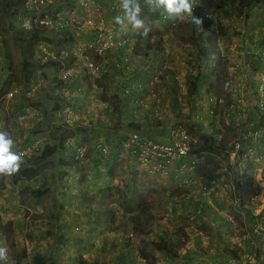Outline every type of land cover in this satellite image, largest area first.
<instances>
[{
  "label": "trees",
  "instance_id": "obj_1",
  "mask_svg": "<svg viewBox=\"0 0 264 264\" xmlns=\"http://www.w3.org/2000/svg\"><path fill=\"white\" fill-rule=\"evenodd\" d=\"M24 1L25 0H0V55L3 56L4 63L6 64V67H4L5 71L0 70V96L4 94L12 85L26 86L30 79H32L36 74L47 80L45 88L48 87L49 93H51L52 91L50 90L52 86L48 85L50 80L47 79L48 75L50 74V71L53 70L54 72V76L52 79L53 84L57 82L56 86H58V84L61 82L56 80L55 73L61 65L69 66L73 60V57L71 55H67L65 58L60 60L57 58L55 60H50L48 58L42 59L41 54H38V41H44L47 46L51 49L54 43L57 44L61 37H68L69 33L60 31L59 33L52 32V35H50L49 33L44 32L41 25L38 24L30 23L29 27H23L19 25L20 23L17 17L26 15V12L23 8ZM145 1L146 0H138L140 7L142 8L143 6L141 11L146 12V14L148 15V19L157 24H160L161 28L167 27L166 20H169L168 17H165L167 14L164 15L162 10L153 11L152 6H149ZM191 1L200 3L203 0ZM260 1H262L263 4L264 0H213L211 4L205 3L204 5H199L196 10L192 13L196 18L202 21L201 25H196L195 23H193L191 17H188L183 22L177 21L172 24L170 28L174 42L178 44H187L189 47V52L186 56L187 59H184V62L190 68V70L186 72L185 75L184 84L186 88V97H189L192 94L195 96L197 94V90L200 89V87L205 86L203 78L208 80V85L205 86L207 89L206 93L210 95L212 94L214 96L216 92L211 93V90L215 87V83L220 80L219 76L223 74L222 76L226 78L225 65L223 64V60L221 59L223 57L222 54L224 53L218 51L217 45L219 44L218 41L220 39L230 37V31L228 28H235L234 24L236 21L230 22V20H233L234 18H230L231 16L227 14L232 5L233 10L236 12V14L240 15L238 23H241L243 26H246L244 28L246 30L245 33L242 32L240 34L239 32H232L235 36H237V40L240 41V43L238 44L239 48L245 51L248 49V47L245 48V44H242L245 43V41H248V44L253 43V46L255 44H259V54L249 55V60H252L254 62H256L257 57H259L260 59L264 55L262 54L264 53V4L258 6ZM67 2H69L73 6V2H71V0H67ZM63 4L64 2L62 4H58L57 7ZM57 7L54 9L55 11L64 13V7ZM19 9H21L20 12L18 11ZM206 14L215 17V26L219 27L217 31L215 30V27L211 25L212 21H210L209 18L205 17ZM2 15L3 18H6L5 20H2ZM162 15H164V18L162 17ZM259 17L262 18L260 19ZM222 22H224V24H222ZM157 31L161 32L162 29H157ZM58 35H60V38ZM128 37H133L131 31L128 33ZM69 41L70 39L68 38V42ZM160 43V35L157 39L152 41H150L148 35L147 37H140L134 44L133 52L137 53L136 48L138 47V49L141 50L142 55L146 56L149 54L148 52L150 50L159 49L158 47ZM10 44L12 47H15L17 49L18 59L16 62H14L12 58ZM224 52L226 53L227 49H225ZM126 57L127 59L130 58L128 57V55L119 52L116 53V55L114 56L115 59H112L116 60V62L121 63V68H116L108 62L110 67H113H111L113 69V72L114 69H116V73H111V75L117 74L119 76L122 74V70L125 71L126 74L129 73L131 66L123 62L125 61ZM206 60L212 61L213 63L211 65H207V63H204V61ZM202 62L204 63L203 67H201ZM107 72L108 71H103L100 77L106 75ZM133 78V81L129 79V81L127 80V83L123 84V86L129 90V92L132 89L136 88L138 85V79L136 75H133ZM159 78H163V75ZM121 79L123 80L125 79V77L122 76ZM130 87L134 88L131 89ZM251 87L254 88V83L252 82ZM106 88L107 86H101L100 93H105ZM174 90H176V88H174ZM110 95L114 97L113 99L117 100V103H111L112 100L108 103H105V100L102 101V103L105 104L103 114L107 117V124H113L112 126H114L115 124L121 125V127L125 131L124 133L126 134V137L129 130H137L138 132L143 131L141 130L140 124L134 123L132 120L131 122L128 120V114L131 112V110H133L132 106L129 107L125 113L123 112V114L120 112L113 113V111L119 110L122 101L120 99L121 97L117 94L112 93ZM209 100H211V98ZM173 102H175V105H177L178 101L173 100ZM229 102V105L232 106L233 104L231 103L236 104L233 99H230ZM61 103L63 102L60 98H52L51 94L46 95V97L37 98L36 95L29 97L22 93L20 95L15 96L10 101H7V104L10 105L13 110V123H9L10 126L16 125L17 115L26 113V108H32L38 111L41 116V119H39L33 125L34 131L40 130L41 132L45 133L43 145L39 149V151L33 154L20 156L22 163L20 165L19 171L9 176L10 184L14 187L16 186L14 196L20 204L23 203V200L22 198H20V195L24 190L29 191L30 196L34 199H39L41 196L47 194L50 191L49 184L53 183L54 181H57L55 167L58 166V164L72 165L78 162V159L75 158L71 161H68V163H66V161L63 159H58L56 161V154L63 149L64 143L69 139L75 138V143L77 144V146L83 147L84 156L91 153L93 154V156H95L93 159H90V162L94 166V169L102 168L104 165L103 161L110 164L111 166L112 161H115L120 158L119 154L126 155L130 150L128 147L126 150H124L121 143L122 139L116 138L113 132H106L107 130H105V133L104 130L102 132H97L98 128L87 126L83 127L82 125H75L74 123L73 125H67L65 123L60 122L59 118H54V112L56 113V111H61V108L63 107ZM213 104L214 103L212 102L211 106L209 107H213ZM49 105H51L50 108ZM232 106L230 110L231 113L239 112V110H236L237 108L235 106H233L234 109H232ZM197 109H199L198 114L200 115V106ZM250 109H247V111L245 112L247 114V117L243 120L247 123L248 121L251 122V124H249L251 125L250 132L256 131L257 129H260L261 131L257 137L255 144L251 141V139H245L242 141V148L254 146L255 149H257L260 145L264 144V132H262V127L264 129V121L261 122L256 120V122H254L253 114L256 111V108L253 107L251 110ZM227 112L229 111L227 110ZM205 115L207 114H203L202 116L204 117ZM140 117L138 120H140ZM211 118L212 117H210V119ZM46 119L47 121H44ZM57 121H59L58 124L55 123ZM97 121V125L103 124V122H101L100 120L97 119ZM49 122L52 124H49ZM201 127L202 126L199 125L200 130H202ZM240 132L245 133L244 130H241ZM219 133L220 131L217 128L211 131L210 133H203L202 140L200 142H190V153H195L197 155L201 151L206 152L208 150L218 149L222 151V155L225 159L226 157L224 155V149L226 147V144L219 145L218 142H215V140H217L216 135H218ZM99 135H101L100 137H102V140H100V143L97 147L87 145V147L84 148L83 144H81L80 142H76V139H81L82 141H84V137H88L89 139L98 138ZM165 135L166 134H164V138ZM149 138L161 139L159 136ZM104 148L107 153L106 151L103 152ZM108 154L109 157H107ZM122 161L123 163H125L127 162V159H122ZM128 161V169L136 168L137 165L134 164L133 161ZM230 169L233 172L234 167L230 166ZM109 172L111 171L108 169V175L111 174ZM60 173L61 175L58 176V178L61 179L62 175L66 172L61 171ZM2 177L3 175H0V180ZM67 178L63 176L62 180L57 181V183H59L60 185H62L63 188H65L68 183L66 180ZM47 180L49 182H47ZM238 180L233 190L234 192L236 191L235 197L236 199H238L239 207H242V212L245 215L247 214L248 205L251 200V197L256 194V191L258 192V186H253L251 179L246 173H242V179H240L239 181ZM30 181L31 185H28ZM88 183L91 184L92 180H88L86 184L88 185ZM86 184L82 186V190L78 189V194L80 195L79 198L82 200V203L86 204H84L79 214L76 216H82L84 218V223L88 228L86 231L87 234L96 230L99 232L114 231L117 229H122L123 231H126V229L122 225L123 223H114L115 215L111 209H99L90 206L91 202H95L97 200V197L102 192V189H105L106 191H112L107 194L109 196L114 193L116 194L118 198V207L120 208L122 215L125 216V220L130 224L131 229L133 231H143L145 233L149 231L150 222L153 220V217H151L149 214L148 216H144V214L147 212V208L143 206L144 202L142 199V195H140V192L136 189V181L132 176L128 177V181H124V185H122V187H109L108 182H101L99 186L96 187L95 192H93L91 190V187L87 186ZM185 193V191L179 189V187H176L171 189L169 197L180 196L181 194L185 195ZM75 199H77V197ZM135 209H137V211L134 212ZM57 211L59 210H51L46 214L38 215L39 217H41L42 222L45 221V224L49 225L48 228H45L43 236L40 235V233L39 236L43 238H45V236L48 237L47 244L50 246H54V249L56 250H58L59 246L66 242L67 237L69 236V234L65 232L66 229L64 228V224L59 221L61 217H59L60 215L59 213H57ZM198 213L199 215L203 213L202 206H198V212L196 211V209H193L192 212H189V216H191V219L197 220L198 218L200 219ZM205 226L206 225L204 223L200 224L201 231L206 228L205 230L208 229L207 231L210 232V229ZM13 229L14 223L12 220L9 219L3 221L0 217V237L2 236L3 238L5 237L7 239L12 233ZM219 230H221V225L219 227ZM216 232L219 233L218 230ZM176 235H178V237ZM172 238L180 242L179 240L181 238V235L179 233L170 234L168 232H164L160 235L158 241L148 238L146 241V245L149 246L151 252L147 253L143 250H139L141 258L145 260V264H152V261L154 259V250L162 252L164 254V257H176V248L173 243L175 240H173ZM218 241H220V246L224 253H227L231 256H236V252L234 249L228 248L229 246L227 244H223L221 240ZM250 244L251 242L249 240L246 242L244 241V243L242 242L243 247H247ZM222 245H224V247ZM255 252L257 259L258 250L255 249ZM24 257L25 252L24 250H21L20 257L16 258V261ZM2 262L3 260H0V264Z\"/></svg>",
  "mask_w": 264,
  "mask_h": 264
},
{
  "label": "rangeland",
  "instance_id": "obj_2",
  "mask_svg": "<svg viewBox=\"0 0 264 264\" xmlns=\"http://www.w3.org/2000/svg\"><path fill=\"white\" fill-rule=\"evenodd\" d=\"M263 4H262V1H260L258 6L263 5ZM58 7H64L65 12H68V13H77L78 11L77 8L72 6L69 2H67V0H65L63 5L58 6ZM18 11L20 12L21 9H19ZM1 18L2 20L6 19L5 17L3 18V15L1 16ZM139 18L143 21L144 27L139 30H133L132 27L130 28V31L133 36L132 38L134 39L132 41H134V43L140 37H147V35L149 36L150 41L157 39L159 35L162 37V40H166V37L169 36L167 32L157 31L156 24H154L155 22L148 19V15L146 14V12L141 11ZM238 24L239 23L235 24V26L237 25L236 26L237 28L236 27L232 29L228 28L230 31L229 33L230 37L229 38L225 37V38L220 39L218 42L219 44L217 45L218 51H220L221 53H224L222 54L223 57L221 59L223 60V64L225 65L226 78H224L222 76L223 74H221V76H219L220 80L215 83V87L211 90V93L216 92L214 95V98L216 99V105L214 107H209V109H211V112L213 114V116L211 114L212 120H213L212 123H207V120L205 119L203 120L204 118L202 116L204 114L203 111L201 110L200 113L202 115L201 114L199 115L198 114L199 109H197L196 107L198 106V103H200L201 105L206 103L205 102L206 98L203 93L206 92L207 90L205 86L208 85V82H207L208 80L203 78L205 86L200 87V89H198L199 90L198 94H196L195 97L194 96L193 98H191L190 96L186 97L187 96L185 94L186 88L184 84L185 75H186V72L190 70V68L185 69L184 74H182L180 70L176 68L177 65L175 61H179L183 63L184 59H187L186 56L189 51L186 52L182 50V53L185 56H180L178 55V53L177 54L175 53L172 56L171 54H169L168 57L166 58L167 65H168V68L166 69L168 72L167 71L164 72L165 74L164 76L166 77V75L168 76V74H171V75L176 76L177 78L182 77V86L180 85L181 87H179L178 90L179 91L182 90V92H184L182 94V98H178V97L176 98L178 99L177 105H175V102L173 101L171 102V105L174 107V109L172 110V112H170V115H166L167 122L170 123L171 126H173L174 124H178L182 126L187 131L190 138L192 140L194 139V141L196 142H200L202 140L203 133H207L208 131L210 133L216 128L220 131L219 138L215 140V142H218L219 145L220 144L225 145L226 143L230 142L232 139L236 138L241 130H244L245 133L251 131L250 129L251 125L247 124V122H245L243 119L247 117V114L245 113L247 111V107L252 109L254 107L253 103L256 101L255 97L247 98L248 95H253V96L255 95L254 92L252 91L251 82H249L252 79V74H253V71L255 70L252 65L255 62L252 60L248 61L247 56H245V54L247 52V55H250L251 53L250 50L254 49V47H253V43H251L249 44V52L243 49L240 50L239 45H238L240 41L236 40L237 36H235L232 33V32H239L240 34L242 33L241 31L242 26L238 27ZM90 29L91 28H87L85 26V29L82 31V34H85L86 30H90ZM218 29L219 27L215 26V30L217 31ZM245 32L246 30L243 31V33ZM115 33L116 32L113 33L112 31H110L111 45L108 49H110V52L114 50L115 51L114 53L116 55L117 52L119 53L118 46H119L120 41L116 39L118 35ZM76 38L78 40L80 39L79 36L77 35L75 36V39ZM77 39L71 40L70 42H68V38L65 37V38L60 39L59 40L60 42L58 41L57 45L61 49L68 50L70 46L72 45L73 41L74 43L81 42L80 40L77 41ZM166 41L171 42L173 40L169 38ZM169 46H170V43H169ZM108 49L104 51L101 57H96L95 55L90 54V58L92 59V61L96 63H98L99 61L106 60L110 64L113 65V62L116 60L114 61L112 60V59H115L114 54L110 55ZM225 49H227L226 53L224 52ZM10 50L12 53L13 60L14 62H16L18 59L17 49L15 47H12L10 44ZM136 52L137 54L133 53V55H131V57L128 59L131 65L132 63L138 65L139 62L143 60V58H146L145 59L146 64L147 62L150 61L151 56L142 55V52L140 49H138V47L136 48ZM138 54L140 57H143V58L137 59ZM117 63L119 65H122L119 62ZM202 65L203 64L201 63V67H203ZM111 67L109 64L105 65V67L103 68V71H108L106 75H104L103 77L99 76L94 81H93V78L90 79V81L92 82L95 88L92 87L87 82L88 80H86L87 78H85L87 77V75H84L83 84L86 86L87 93H85L84 91L85 87H84L83 90L80 91V93L83 95L76 96L79 102L76 100L71 101V97L69 98L70 100L66 99V97L62 96V94L60 93V95L63 98H65V99H62V102L63 103L70 102L72 107H74L75 110L77 111L78 117H81L82 114L85 115L84 113L85 109H87L89 112L94 111L93 107L90 105H87V101H86L88 94L89 93L92 94V91H93V94L97 97V99L101 102L105 100L106 101L105 103H108L112 100L111 103H117V100L113 99L114 97L111 96L110 94H112V92H115V87H117L119 83V79H117L116 81L115 80L113 81V79L110 80L109 78L110 73L112 74L116 73L115 71L116 69H114V72H113V69H112L113 67L112 68ZM145 67H147V65H145ZM143 69L144 68L141 67L140 70H143ZM129 71H131V68ZM262 71H264V69ZM262 71L258 73V80L260 84L261 82H260L259 75ZM119 76H123V74ZM236 81H241L243 85L242 89L244 87V91L242 93L243 99L241 102L242 106L240 108L239 101H237L239 106L235 105V103H231L233 104V106L237 108L236 110H239V112L231 113L230 110H231L232 105H229L230 104L229 100L233 99L235 101V97L234 96L232 97L231 90L234 87V85L237 83ZM157 82L158 81H156L154 85L150 87V89L152 90V94L155 93L154 95L157 94V87H156ZM96 86L98 87L107 86L106 92L101 94L100 89H96L97 88ZM260 87L262 90L261 92H263V88L261 85ZM96 90L98 93L94 92ZM52 93H49L48 87L46 88L42 87L40 91H38L35 95L39 94L38 95L39 97H46V95L51 94L52 98H57L56 95L58 93L57 94H54V93L52 94ZM135 93L132 95V97H134V99L139 98V96L136 95ZM262 95H264V92ZM261 98H264V96H261ZM194 99H195L196 106L193 105L194 101L193 103L191 102V100H194ZM88 101H89V97H88ZM136 101L137 102H134L132 105L133 110H131V112L128 114L129 115L128 120L130 122L132 120L134 123L139 124L138 119H139V116H141V114L138 112V110L140 107V103L138 100ZM5 103L6 102L4 100L0 99V117L2 115L4 120L6 119V121H8L7 116L2 114V111H5V107H6ZM63 103H61V105ZM82 104L83 105L86 104V106L82 107ZM233 106H232V109H234ZM159 107L161 106L159 105ZM227 110L230 113L227 112ZM114 112L115 113L119 112V110L113 111V113ZM132 112H135V116H132ZM158 113H160V111H158ZM91 115H92L91 116L92 119L89 120L90 122L95 121L94 120L95 118L97 119L101 118L99 117L100 114L98 113V111H96V113L91 114ZM101 115H102V119H98L103 122V124H101L102 126L100 130L101 129L104 130V133H105V130H107L106 132L110 131V132L116 133L115 135L116 138H120L124 140L126 137V134H123V132L120 133L118 131L120 129L119 124H115L114 126H112L113 124H107V121H106L107 117L106 115L103 114V111L101 112ZM57 116H58L57 113L54 112V118ZM200 116L202 117V119H199ZM155 119H158V117H156ZM44 121H47V119ZM59 121L55 123L58 124ZM253 121L256 122V119H253ZM50 122L49 124H52ZM16 124L18 123L16 122ZM24 124H28V123H23V125H18L13 128V130L17 134L16 137L20 138L21 140L24 138V135H26L27 137L33 134L31 127L24 125ZM199 125L202 126L201 127L202 130H200ZM0 131H4V129L0 128ZM140 133L142 136L146 137V135L143 132H140ZM88 140H89L88 137H84L86 146H87ZM65 150L66 149L63 148L62 152L60 151L56 154L57 155L56 161L58 159H63L61 157H63L64 154L67 153ZM199 154L205 157L206 159L204 160L205 163H212V161L214 160V163L219 164L221 163V160L224 159L222 155V151L218 149L208 150L206 152L201 151L199 152ZM207 156L210 157L211 159H209ZM107 157H109V154ZM82 158L83 156L80 159H78V162L75 164H72V165H59L58 164V166L55 167V171L57 174V181H61L62 177L64 176L63 174L61 179L58 178V176L61 175L60 173L61 171H65L66 172L65 174H69L71 172V173H74V176H76V177L70 176L69 179L71 178L72 179L70 180V182L67 183L65 188H63L62 185L57 183V181H54L53 183L49 184L50 191L47 194H44L43 196H41L39 199H34L33 197L30 196L29 191L24 190L22 191V194L20 195L21 196L20 198H22L23 200L22 204H20L17 201V199L14 196V193L10 192V190L12 191V189L14 192L16 189V186L14 187L10 184L9 176L3 175V177L0 180V200H1V205L3 208L2 209L0 207V217H1V220L3 221L4 219H7V220L9 218L12 219L14 223V229L12 233L9 235V237L7 239L5 237L2 238L3 243H0V248L7 249V252H6L7 260L6 261L3 260L1 264H145V260L141 258L139 254V250H143L147 253L151 252V250L149 249V246L146 245V241L148 238L158 241V239L160 238V233L163 231L161 227H163L166 230V232L170 234H178L179 229H181V227L189 226L192 223L191 219L185 217V215L182 216L183 215L182 211H180L177 208H173L174 205L168 203V202L173 203V199L169 197V193L171 189L174 187L169 185L167 181L166 182H164V180L161 182L157 181L159 183L157 186H153L156 184V181L155 183L151 184L152 186L149 185L148 182L147 183H145L144 181L143 183L137 182L136 181V177H138L137 170L132 169V168L128 169V166L123 167L122 165L123 158H119L115 161H112L111 166L110 164L103 161L104 162L103 167L98 168V169H94V166L92 164L88 165L87 163H85ZM66 163H68L67 160H66ZM261 166H262L261 171L264 172V162L261 163ZM126 168L128 169V171L130 170L129 171L130 175L135 179L136 187H137L136 189L140 192V195H142V199L144 202L143 206L147 208L146 210L147 212L144 214V216H148L149 214L151 217H153V220L150 222L149 231H147V233L143 231H133L131 229L130 224L125 220V216L122 215L121 210L118 207V198L116 194L114 193L109 196L107 194H109L112 191L110 190L106 191L105 189H102V192L97 197V200L95 202H91L90 206L93 208H99V209H102V208L111 209L115 215L114 223H117V222L123 223L122 225L124 226L126 231H123L122 229H117L114 231H104L99 236L95 235L94 232L87 234L86 231L88 228L86 224L84 223V218L82 216L81 217L76 216L79 214L84 204H86V203H82V200L79 198L80 195L78 194L79 193L78 184L80 183L83 184L82 182L84 181L87 182L88 180L91 179L97 183H101V182L107 183L108 182L109 187H115V186L122 187V185H124V181H126V178H127L125 176ZM65 169H68V170H65ZM69 169H71V171ZM108 169L111 171L109 172L111 173L110 175L107 174ZM186 172H192V171H186ZM256 172H250L251 175L247 174L246 172L248 177L251 179L252 183L258 180ZM228 174L230 173L229 172L226 173V175ZM139 175L141 176V174ZM47 182L49 181L47 180ZM28 185H31V181L28 183ZM183 187H186V186L184 185ZM183 187L182 188L179 187V189L180 188L182 190L185 189ZM91 190L93 192L96 191V187L94 184L91 186ZM230 194H233V193H230ZM75 197H77V199H74ZM51 210L53 211L59 210L57 211V213H59L60 215L59 217L63 216L62 219H65L63 220L64 228L66 229L65 232L69 234L66 242L62 244L61 246H59L58 250L54 249V246L52 245L50 246L47 244L48 237L46 240H43V238L41 239L38 233L39 227L41 228L40 235H42L45 228L49 227L48 224H45V221L42 222L41 217H39L38 215L46 214L47 212H50ZM135 211H137V209H135L134 212ZM11 217H14V218H11ZM252 217H255V216H252ZM34 220L36 221L35 226H33ZM39 220H41V222H39ZM38 222L40 225L39 227L37 225ZM195 226L198 227V225L196 224ZM184 234L185 233H183V237H184ZM208 235H210V232L208 233ZM172 239L175 240L173 243L176 248V254H178L181 250L187 249L186 247L187 244L184 243V241L182 242V238H180L179 240L180 242L176 241V239L174 238ZM39 240L41 241V243L43 242V245L38 244L39 242H35ZM37 246H40V248L37 249ZM21 250H24L25 257L16 261V258L20 257ZM153 256H154V259L152 261V264H165L166 263V261L164 260L165 258L164 254L162 252L154 250Z\"/></svg>",
  "mask_w": 264,
  "mask_h": 264
},
{
  "label": "crops",
  "instance_id": "obj_3",
  "mask_svg": "<svg viewBox=\"0 0 264 264\" xmlns=\"http://www.w3.org/2000/svg\"><path fill=\"white\" fill-rule=\"evenodd\" d=\"M145 2H147V4L151 6L147 0ZM77 10H78L77 13H72V15H76L77 18L79 19V22L83 24L84 27L86 26L87 28H91L90 30H86L85 34H79V38H80L79 40L83 42L84 44L93 42L94 35L96 31L99 29L105 32V35H108L109 37H111V35L108 32L110 31H112L113 33L116 32L115 34L118 35L116 39L118 40H120L123 36H126V35L128 36V33L130 32L131 25H129L128 29L125 31V30H122L121 26L116 24L114 21V18L117 15H120V16L124 15V12L122 11L121 6H120V0H88L86 8L80 7ZM259 18L261 19L262 17H259ZM239 26H242L241 31L243 32L246 26H243L241 23L238 24V27ZM90 39L91 41H89ZM169 43H170L169 54L171 53V56L175 53L176 54L178 53V55L180 56H185L182 53V50L186 52L189 51V47L187 44H180V43L178 44V43H175L174 41H171ZM242 44H245V48L248 47L246 51L249 52V44L251 43L248 44V41H245V43H242ZM258 45L259 44H255L253 46L254 49L250 50L251 52L250 55L259 54L260 48L258 47ZM133 46H134V41H133ZM118 48H119V52L128 55V57H131V55H133L132 52H129L127 50V44L119 45ZM108 51L110 55L114 54L115 56L114 50L110 52V49H108ZM87 52H88V55L94 54L96 57H101V56H97L96 53L90 48L88 49ZM148 53H149L148 55L151 56L150 61L147 62L146 64L145 63L146 58H143V57L139 58V59L143 58V60L140 61L138 64L140 67L134 63H132L131 65V63L126 57L125 62H127L131 66V71H129V73L126 74L125 71L122 70V74H123V77H125V79L122 80L121 79L122 76L111 75V73H110L109 78L110 80L113 79V81L114 80L116 81L117 79H119V83L117 87H115V92H112L121 97L120 99L122 102L119 108V112L122 114L123 112L125 113L128 107L129 106L131 107L133 103L137 102L136 100H138L140 103L138 112L141 114V117L139 116L140 120H138V122L140 124L141 130H143L141 132H143L146 136L150 135L148 137L159 136L161 139H163L164 134L167 131V128L171 126V124L167 122V118H166V115H170V112H172V110L174 109V107L171 105V102L173 100H178L176 99L177 97L182 98V94L184 93L182 92V90L180 91L178 90L179 87L182 86V77L177 78L176 76L170 74L166 77L159 78L158 82L156 83L157 94L156 95H154L155 93L152 94V90L150 89L148 82L151 79V76L156 71L155 69H157V67L159 66L162 60L160 56L155 58L156 55L155 53L152 54L151 50ZM245 56H247V60L250 59L247 53L245 54ZM98 63L100 64L102 68L101 73L103 72V68L105 67V65L109 64L108 61L106 60L99 61ZM175 63L177 65L176 68L179 69L182 74H184L185 69L189 68L184 62L181 63L179 61H175ZM204 63H207V65H211L213 62L206 60L204 61ZM204 63L202 62L203 65ZM145 65H147V67H145ZM252 65H255L253 66L255 70L253 71L252 79L249 82L254 83V88H252V91L255 93V95L254 96L248 95V97L249 98L255 97L256 98L255 102H257V100L260 99L261 96H263L262 95L263 92H261L262 90H261L260 83L258 80V73L264 69V55L260 59L259 57H257L256 62ZM141 67H143L144 69L140 70ZM101 73L97 74L96 76H90V77L87 75V77L85 78H87L86 79L88 80L87 82L92 87H94L90 79L93 78V81H94L100 76ZM132 74L136 75L138 79V85L136 88H134L135 86L130 87L131 89L132 88L134 89H132L129 92V90L126 87H124L123 84L127 83L129 79L133 81L134 78ZM83 80H84V76H82L81 79L75 77L74 80L71 81V83L69 84V87L65 89L64 88L59 89V86H61L62 84L59 83L58 86H56V83H57L56 82L55 86L53 84V87L51 88L50 91H52L54 94L58 93L56 95L58 99L59 98L61 100L65 99L62 97L64 96L66 97V99H69L71 97V101L73 100L78 101L76 96H82L83 94H81L80 92H73V87L79 83L81 85L80 91H82L83 88L85 87L84 91L85 93H87L86 86L83 84ZM96 87H97L96 89H100L101 91V87H98V86ZM125 88L128 90L126 94H124V91H123V89ZM174 88H176V90H174ZM198 91L199 90H197V94H198ZM37 92L38 91H36L35 94ZM94 92H97V90ZM60 93L62 94V96L60 95ZM134 93L138 95L139 98L134 99V97H132ZM203 94L206 98L205 104L201 105L200 103H198V106H196L195 99L191 100V102L193 103L194 101L193 104L197 108L200 106V109L203 111V113L207 114L204 116L205 118H203V120L205 119L207 120V123H212L213 120L212 118L210 119V117H212L213 114L211 112V109H209V106H211V103L213 102L214 104L212 106L214 107L216 105V99L214 98L213 95H210L206 92H204ZM38 95L39 94H37L36 97L40 98ZM90 95H93L96 99L97 97L93 94V91H92V94L90 93L88 94L89 101H88V97L86 100L87 105L92 106L94 111L88 112V114H85V115L82 114L81 117H84V119L79 120L78 123L80 124H76V125H82L83 127L92 126L93 128H98L97 132H102L103 130L102 129L100 130L102 125L101 124L97 125L98 123L97 118H95L94 119L95 121L93 122L89 121L92 119L91 114L96 113V111H98V113L100 114L99 117H101L98 119H102L101 111L98 110L97 104L94 105L90 102ZM193 96H194L193 94L190 95L191 98H193ZM210 98L211 100H209ZM4 101L6 102L5 103L6 107H5V111H2V114L7 116L8 121H6V119L4 120V118L1 115L0 128H4V131H5L6 127H11V129L13 130L14 127L18 125H23V123H28L24 125H27L29 127L32 126L31 123H34L35 120L33 118H30L29 115H28V118H26L25 120L17 122L18 124L14 126H10L9 123H13L12 122L13 110L11 106L7 104V100H4ZM255 102L253 103V106L256 108V111L253 114V119L263 122L264 121V109L263 110L261 109L262 111H260L258 107L256 106ZM63 104L71 105L70 102L63 103ZM159 105L161 107H159ZM83 106L85 107L86 104L84 105L82 104V107ZM247 109H250V108L247 107ZM29 111L30 109H27V112ZM158 111H160V113H158ZM103 113H104V110H103ZM156 117H158V119H155ZM199 119H202V117H199ZM247 124H251V122L248 121ZM119 127L120 129L118 131L120 133L123 132V134H125L124 133L125 131H123V128L121 127V125H119ZM31 130L33 134L27 137L26 135H24V138L22 140L18 138L20 142L22 143V146L28 145L31 139L33 138V136L35 137L36 134L45 135V133L41 132L40 130L34 131L33 126L31 127ZM207 133H209V131ZM115 135L116 133H114V136ZM100 136L101 135H99L98 138H90L87 141V145L97 147L98 144L100 143V140H102V137ZM218 138H219V134L216 135V139ZM76 140H77L76 142H80L81 144H83L84 148L87 147L85 141H82L81 139H76ZM122 142L123 140L121 141V143ZM77 147L78 146L75 143V138L67 140L64 143V147H63L64 149H66L65 151L67 153L64 154V156L61 158H63V160L65 161L66 160L71 161L72 159H74L75 158V148ZM85 156L83 155V158H82L84 162L87 163L88 165L92 164L90 162V159H93L95 156H93L92 153L85 155ZM197 156H198L197 167L192 172L183 171L181 173H178L176 171H173L175 170V168L174 169L172 168L169 171H156L154 169L147 168L144 165H138V164H136L137 166L136 168H134L138 172V177H136L137 182L143 183L144 181L145 183L148 182L149 185H151L152 183H155L156 181V184L153 186H157L159 184L158 182H161L164 180V182L167 181L168 184L174 188L176 187L182 188L185 185L186 187H183L185 188L183 189V191L186 192L185 195L181 194L180 196H170L173 199V203L168 202L174 205L173 208H177L180 211H182L183 212L182 216L185 215V217L191 219V216H189L190 215L189 212H192L193 209H196V211L198 212V206L199 207L202 206L203 213L201 215H199L198 213V215L200 216V219L199 218L197 220L191 219L192 223L189 226L181 227V229H179V234L181 235V238L184 241V243L187 244V246L184 244L187 247V249L181 250L177 254V256L174 258L165 257L164 258V260L166 261L165 264H226L228 260H231V261L236 260V257L239 256L241 253L242 242L244 243V241L246 242L248 240L252 243L255 249L257 248L258 250L257 264H264V231L259 232V234H253L250 231L251 225L253 222L256 221V219L264 220V172L261 171L262 170L261 163L264 162V144L260 145L257 149H255L254 147L252 151L250 152V154L248 155V157L242 156L239 160L240 164L236 165V168H234L233 172L230 169V164L225 159L221 160L222 164L214 163V160L212 161V163H205L204 160L206 159L204 156H202L201 154H197ZM208 158L211 159L210 157ZM127 163L128 162L123 163L122 164L123 167L128 166ZM65 170H68V169H65ZM69 170L71 171V169ZM236 171H237V174H235ZM125 172H126L125 176L127 177L126 178V181H127L128 177L129 176L131 177V175L127 168ZM228 172L230 173L228 174L229 176L226 175V173ZM239 172L240 173L247 172V174H250V175H251L250 172H256L257 179H258L256 181L257 184L256 182L253 183L254 186L255 185L258 186V192L256 191V195L251 197V200L248 205V211H247V214L245 215L242 212V207L241 208L239 207L238 199H236L235 197L236 191L234 192L233 190L237 180L242 179V174L240 175V177L238 175ZM70 173L68 174V178H67V174H64V177L67 178L66 179L67 182H70V180L72 179V178L69 179L70 176L71 177L74 176V173H71V174ZM139 174H141V176ZM82 183L83 184L81 183L78 184V188L81 190H82V186L85 185L87 182L84 181ZM93 184L95 185V187H98L100 183H97L92 180L91 184L88 183V185L87 184L86 185L91 187V185ZM10 192L14 193L13 189L12 191L10 190ZM230 193H233V194H230ZM0 207L2 208L1 200H0ZM234 216H236L237 218ZM252 216H255V217H252ZM11 218H14V217H11ZM62 218L63 216L61 217L60 221L64 224L63 220L65 219H62ZM5 220L7 219H4V221ZM39 222H41V220H39ZM39 222L37 224L38 227L40 226ZM201 223H204L206 225L205 227H208L210 229V235H208L209 233L207 231L208 229L205 230L206 228L203 229V231H201L200 229ZM35 224H36V221L34 220L33 226H35ZM195 224L198 225V227H196ZM220 225H221V230H219ZM161 229L163 231L160 233V235L166 232V230L163 227H161ZM217 230L219 231V233L216 232ZM38 231H39L38 233H41L40 227ZM182 232L185 233L184 234L185 238L183 237ZM94 233L95 235L99 236L102 232H99L96 230L94 231ZM42 236H43V233H42ZM176 236L178 237V235ZM2 238L3 237L1 236L0 243H3ZM42 238L43 237H41V239ZM46 239L47 237L43 238V240H46ZM40 240L35 241V242H39L38 244L43 245V242L41 243ZM218 240H221L223 244H227L229 246L228 248L234 249L236 252V256H231L227 253H224L221 249L220 241ZM222 246L224 247V245ZM39 248L40 246H37V249Z\"/></svg>",
  "mask_w": 264,
  "mask_h": 264
},
{
  "label": "built area",
  "instance_id": "obj_4",
  "mask_svg": "<svg viewBox=\"0 0 264 264\" xmlns=\"http://www.w3.org/2000/svg\"><path fill=\"white\" fill-rule=\"evenodd\" d=\"M212 1L213 0H203L200 3H197L195 1L190 0L189 3L192 4L193 11H195L199 5H204L205 3L211 4ZM63 2H65V0H25L23 8L26 12V15L17 17L20 23L19 25L23 27H29L30 23L38 24L41 25L44 32H47L50 35H52V32L59 33L60 31H62L69 33V36L67 38L70 37V41L76 40L77 38L75 39V36H79V34H82V31L85 29V27L79 22V19L76 15H72V13L65 12V10L64 13L54 10L58 4H62ZM71 2H73V6L78 9L80 7L86 8L88 0H71ZM162 17L164 18V15H162ZM165 17H168V15H166ZM205 17L209 18V20L212 21L211 25L215 27V17L209 16V14H206ZM230 18H234L233 20H230V22L238 21L235 16H231ZM177 21L183 22L184 20L181 21L169 19L168 21L166 20L167 27H159L160 29H162L163 32H167L169 34V36L166 37V40H168L169 38L173 40L170 27L173 23ZM104 33L100 29L97 30L94 35V41L91 43H74L73 41L72 45L68 50L60 49L56 43H54L52 48L50 49L44 41L37 42V48L39 52L38 54H41L42 59L48 58L50 60H55L57 58L60 60L65 58L67 55H71L73 57V60L69 66L61 65L55 73L56 80L60 81L62 84L61 86H59V89L68 88L69 84L71 83V81L74 80L75 77L81 79V77L84 76L83 74L88 75L89 77L96 76L102 71L100 64L92 61L87 51L90 48L96 53L97 56H102L104 51L107 50L111 45V37L105 35ZM58 36L60 38V35ZM62 38L63 37H61V39ZM131 39L132 37L130 38L127 35L123 36L119 40V45L127 44V50L129 52L134 53V46L132 43L133 41H131ZM166 40L161 39V43L158 47L159 49L151 50L152 54L155 53V58L160 56L162 61L148 82V85L150 87L153 86L156 81H158V78L160 76L163 75V77H165L164 72H166V68H168L166 58L169 55V42H167ZM77 41L79 40L77 39ZM89 41H91V39ZM137 58H141L139 54L137 55ZM113 65H115L116 68L122 67V65H119L116 61L113 62ZM4 67H6V64L4 63L3 56L0 55V70L5 71ZM53 76L54 72L53 70H51L47 78L48 80H50L48 83L49 86H53ZM259 78L261 82L260 85L262 86L264 92V71L260 73ZM236 82L237 83L234 85L231 92L232 97H235V105H240L241 108V102L243 99V85L241 81ZM46 83V79L36 74L32 79H30L26 86L12 85L4 94L0 96V98L10 101L15 96L20 95L22 93L30 97L35 95L36 91H40L42 87H45ZM80 88L81 85L79 83L76 84L73 87V92H80ZM123 91L124 94L128 92L126 88L123 89ZM237 101H239V105ZM90 102L94 105L97 104L99 111L102 112L104 110L105 104L98 101L93 95H90ZM256 104L258 105V108L262 109L263 99H258ZM62 105L63 107L61 108V111H56L58 115L57 118H60V122L65 123L67 125H73V123L76 125L79 120L84 119L83 117L77 116V111L71 105ZM50 107L51 105H49V108ZM27 109L29 108H26V113L19 114L16 116L17 122L25 120L26 118H28L29 115L30 118H33L35 120L34 123H36L41 118L39 112L32 108H30V111L27 112ZM88 112L89 111L85 109L84 113L88 114ZM132 116H135V112H132ZM34 123H31L32 126ZM260 131V129H257L253 132H240L238 137L234 138L226 145L224 149V155L227 159V162L231 166L240 164L238 155L242 148V141L245 139H251V141L255 144ZM263 131L264 129L262 127V132ZM4 132H7L8 135L14 141V147L12 151H14L19 156L29 155L38 152L39 149L42 147L45 138L44 134H36L35 137L33 136L28 145L22 146V143L16 137L17 134L14 133L11 127H6ZM165 134V138L155 139L149 138L147 136L144 137L137 130H129L126 139L122 142V147L124 148V150H126L128 147L130 150L126 155L119 154V157H123V159L126 158L127 162H129L128 160H130L133 161L134 164L144 165L145 167L154 169L156 171H169L172 168H175V170L173 171H176L178 173H181L183 171H194L198 163V156L195 153H190V142L194 141V139L192 140L187 131L178 124L169 126ZM253 147L249 146L244 149L247 153L250 154ZM105 151L106 150L104 148L103 152ZM82 156L83 147L78 146L77 148H75V159H80ZM240 174L241 173L239 172L238 175ZM250 231L253 234H259V232H263L264 222L261 220H256L252 223ZM226 264H257L255 247L252 245V243L247 247L242 246L241 253L239 256L236 257V260H228Z\"/></svg>",
  "mask_w": 264,
  "mask_h": 264
},
{
  "label": "clouds",
  "instance_id": "obj_5",
  "mask_svg": "<svg viewBox=\"0 0 264 264\" xmlns=\"http://www.w3.org/2000/svg\"><path fill=\"white\" fill-rule=\"evenodd\" d=\"M147 1L152 6L153 11L162 10L164 15H166L165 13H167L169 19L183 21L188 17H191L192 22L195 23L196 25H201L202 23L200 19L196 18L192 14L193 8H192V4L189 3V0H147ZM120 6L122 11L124 12V15L123 16L117 15L114 18V21L116 24L121 26L122 30L126 31L129 25H131L133 30H139L144 27L143 21L139 18L141 8L138 0H120ZM227 14L231 16H235L239 20L240 15H237L236 12L233 10V5L229 9V12ZM223 23L224 22H222V24ZM236 23H238V21ZM154 24H156L157 29H160L159 28L160 24L157 23ZM262 99H263V108H262L263 110L264 98ZM256 106L258 107L257 104ZM258 109L262 111L260 108ZM228 143H226V145ZM13 147H14V141L8 135V133L4 131H0V175L11 176L17 173L20 169L22 160L18 154L12 151ZM248 155L249 153H247L244 148H241L238 158L240 160L242 156L248 157ZM225 160L227 161L226 158ZM233 167L236 168V165H233ZM235 174H237V171L235 172ZM261 221L264 220L261 219ZM6 252H7L6 248H0V260H5V261L7 260Z\"/></svg>",
  "mask_w": 264,
  "mask_h": 264
}]
</instances>
